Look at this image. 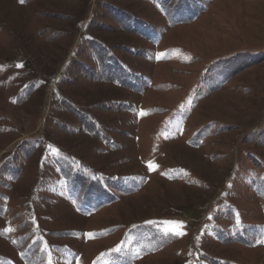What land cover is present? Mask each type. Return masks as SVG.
Returning <instances> with one entry per match:
<instances>
[{
  "label": "rangeland",
  "instance_id": "1",
  "mask_svg": "<svg viewBox=\"0 0 264 264\" xmlns=\"http://www.w3.org/2000/svg\"><path fill=\"white\" fill-rule=\"evenodd\" d=\"M261 241L264 0H0V264H264Z\"/></svg>",
  "mask_w": 264,
  "mask_h": 264
},
{
  "label": "snow or ice",
  "instance_id": "2",
  "mask_svg": "<svg viewBox=\"0 0 264 264\" xmlns=\"http://www.w3.org/2000/svg\"><path fill=\"white\" fill-rule=\"evenodd\" d=\"M21 2L23 3V2H24V0H21ZM20 66H21V65H17V67H20ZM150 167H151V165H150ZM167 223H169V224H179L180 222H176V221H169V222H167ZM8 231H11V230L9 229ZM174 234H175V235H181L182 233H181V232H179V231H176ZM261 242H264V241H261Z\"/></svg>",
  "mask_w": 264,
  "mask_h": 264
},
{
  "label": "bare ground",
  "instance_id": "3",
  "mask_svg": "<svg viewBox=\"0 0 264 264\" xmlns=\"http://www.w3.org/2000/svg\"><path fill=\"white\" fill-rule=\"evenodd\" d=\"M180 145H182V144H180ZM182 150V149H181Z\"/></svg>",
  "mask_w": 264,
  "mask_h": 264
}]
</instances>
